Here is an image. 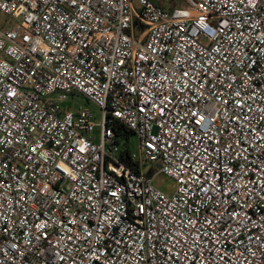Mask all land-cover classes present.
Listing matches in <instances>:
<instances>
[{"label":"built area","instance_id":"obj_1","mask_svg":"<svg viewBox=\"0 0 264 264\" xmlns=\"http://www.w3.org/2000/svg\"><path fill=\"white\" fill-rule=\"evenodd\" d=\"M182 3L0 0V264H264V0Z\"/></svg>","mask_w":264,"mask_h":264},{"label":"rangeland","instance_id":"obj_2","mask_svg":"<svg viewBox=\"0 0 264 264\" xmlns=\"http://www.w3.org/2000/svg\"><path fill=\"white\" fill-rule=\"evenodd\" d=\"M149 1L157 5L162 3L164 4L165 9L169 11L172 10V8H177V9L188 8L186 7L185 4L182 3L183 0H149ZM13 24L14 21L12 19L0 13V29L11 27ZM60 106L62 109H68L71 111H77L79 108L88 110L93 115V123L96 126L95 129L92 131L91 136H94L96 140L98 139L99 126L101 124V112L95 105H93L92 103H88L81 96L70 95L68 96L65 102L60 104ZM118 143L120 149H123L124 147H126V145L129 147L131 152H134L137 149V138L132 134H128L126 137L119 136ZM143 170L144 172L150 170V166L149 165L144 166ZM156 170L157 169H153V173ZM152 183L156 189L167 195H172L175 191V187H176L175 182L172 179L162 174L155 175Z\"/></svg>","mask_w":264,"mask_h":264},{"label":"trees","instance_id":"obj_3","mask_svg":"<svg viewBox=\"0 0 264 264\" xmlns=\"http://www.w3.org/2000/svg\"><path fill=\"white\" fill-rule=\"evenodd\" d=\"M159 6H161L162 8L165 9L164 7V4H158ZM168 9V8H167ZM171 9V8H170ZM116 134L118 136H124L126 137L128 133L125 129H123L121 126H118L116 127ZM129 153H130V149L129 147L126 145V147H124L121 152H120V155H119V159L123 162V164L131 169H136V165L135 163L131 162L130 159H129ZM146 176L147 177H150L151 176V173L150 172H147L146 173Z\"/></svg>","mask_w":264,"mask_h":264}]
</instances>
